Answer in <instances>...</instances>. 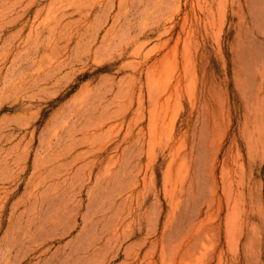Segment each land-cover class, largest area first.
Here are the masks:
<instances>
[{
    "label": "rangeland",
    "instance_id": "obj_1",
    "mask_svg": "<svg viewBox=\"0 0 264 264\" xmlns=\"http://www.w3.org/2000/svg\"><path fill=\"white\" fill-rule=\"evenodd\" d=\"M198 234L184 264H264V0H0V264Z\"/></svg>",
    "mask_w": 264,
    "mask_h": 264
},
{
    "label": "bare ground",
    "instance_id": "obj_2",
    "mask_svg": "<svg viewBox=\"0 0 264 264\" xmlns=\"http://www.w3.org/2000/svg\"><path fill=\"white\" fill-rule=\"evenodd\" d=\"M198 240H199V234L194 238L192 244L187 246V248L184 249L183 252L179 255V264H184L185 261H187V259L189 260V263L192 262V258H193V255L195 253V249L198 246ZM177 254L178 253H175L171 258V261L173 262V264L176 263Z\"/></svg>",
    "mask_w": 264,
    "mask_h": 264
}]
</instances>
